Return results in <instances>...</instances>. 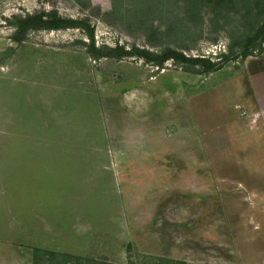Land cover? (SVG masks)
Masks as SVG:
<instances>
[{
  "label": "rangeland",
  "instance_id": "rangeland-1",
  "mask_svg": "<svg viewBox=\"0 0 264 264\" xmlns=\"http://www.w3.org/2000/svg\"><path fill=\"white\" fill-rule=\"evenodd\" d=\"M263 20L264 0H0V256L31 264L30 243L38 242L48 249L38 252L40 264H184L169 258L182 253L206 259L187 262L264 264V196L245 202L233 181L219 194L223 205L211 204L214 220L198 230L174 228L165 209L137 214L128 209L137 201L132 197L114 213L100 199L90 205L104 213L96 217L79 213L74 203L60 214L29 208V141H105L93 134V112L99 123L103 108L120 115L122 80L143 74V66L157 78L167 73L168 93L177 99L193 97L199 124L207 87L245 67L262 72L264 26L257 39L253 34ZM218 96L213 108L222 102ZM255 105L264 108V102ZM73 113L83 129L68 127ZM217 152L211 143L210 165L199 171L228 179L235 168L218 166ZM242 170L264 175L261 161ZM258 185L264 194V183ZM186 235L191 246L181 243ZM198 235L202 249L192 246Z\"/></svg>",
  "mask_w": 264,
  "mask_h": 264
},
{
  "label": "crops",
  "instance_id": "crops-1",
  "mask_svg": "<svg viewBox=\"0 0 264 264\" xmlns=\"http://www.w3.org/2000/svg\"><path fill=\"white\" fill-rule=\"evenodd\" d=\"M143 69V74L138 72L122 80L129 88L118 93L119 102L123 103L120 115L103 108L99 123L96 110L93 112L96 126L93 134L104 135L105 141H52L47 135L41 141H29V208L60 214L74 203L79 213L96 217L104 213L95 212L91 204L101 199L105 210L114 213L132 197L137 201L128 205V209L137 214L168 211L173 216L174 228L198 230L203 224L209 225L211 218L214 220L213 205L224 203L219 200V194L225 189V182L233 181L235 193H240V198L251 199L249 202L264 196L258 192V182L264 183V175L241 172L243 167L255 162L264 165V108L255 109V104L264 102V68L260 75L257 74L260 70L255 72L256 68L245 67L246 71L207 87L199 124L195 122L194 99L190 94H181L177 99L173 92L168 93L172 91V80L167 73L157 78L147 67ZM163 79L167 87L164 92ZM229 88L234 92L232 97L226 94ZM218 95L223 97L222 102L213 108L212 101ZM78 117L75 113L69 115L68 127L83 129L85 123L77 122ZM58 127L65 129L66 125ZM211 143L219 154L216 164L235 168V173L227 175L228 179L211 178L200 172L210 165ZM227 212L234 218L238 216L229 208ZM170 234V239L176 238L174 233ZM190 238L186 235L185 241L180 242L191 246ZM204 240L198 235L196 240L191 239L192 246L202 249L206 246ZM248 240L254 241L251 237ZM256 240L257 245L259 239ZM37 243H30L31 264H40L38 252L48 250ZM192 254H175L169 258L205 259ZM5 257L0 256V264H9ZM23 261L28 264L29 258Z\"/></svg>",
  "mask_w": 264,
  "mask_h": 264
},
{
  "label": "trees",
  "instance_id": "trees-1",
  "mask_svg": "<svg viewBox=\"0 0 264 264\" xmlns=\"http://www.w3.org/2000/svg\"><path fill=\"white\" fill-rule=\"evenodd\" d=\"M263 26H264V20L261 21V23L257 26V29H255V32L253 34V40L257 39L259 34H261V32L263 30L262 29ZM261 39H262V41H264V32L262 33V38ZM95 50H96L98 56L108 55L105 52H101L99 49H95ZM205 60H208V59H205ZM209 68H212V66H210ZM170 260L171 261H178V262H181V263H184V264H203V263L187 262L185 260H178V259H172V258Z\"/></svg>",
  "mask_w": 264,
  "mask_h": 264
}]
</instances>
